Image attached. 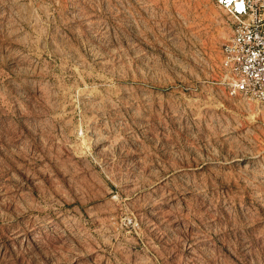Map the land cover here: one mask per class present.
Wrapping results in <instances>:
<instances>
[{"label":"rangeland","instance_id":"1","mask_svg":"<svg viewBox=\"0 0 264 264\" xmlns=\"http://www.w3.org/2000/svg\"><path fill=\"white\" fill-rule=\"evenodd\" d=\"M233 20L0 0V264H264V108L222 79Z\"/></svg>","mask_w":264,"mask_h":264},{"label":"built area","instance_id":"2","mask_svg":"<svg viewBox=\"0 0 264 264\" xmlns=\"http://www.w3.org/2000/svg\"><path fill=\"white\" fill-rule=\"evenodd\" d=\"M219 3L234 19L219 49L222 79L232 89L231 94L264 108V0ZM128 223H133L131 218Z\"/></svg>","mask_w":264,"mask_h":264},{"label":"bare ground","instance_id":"3","mask_svg":"<svg viewBox=\"0 0 264 264\" xmlns=\"http://www.w3.org/2000/svg\"><path fill=\"white\" fill-rule=\"evenodd\" d=\"M218 2H219V0H218Z\"/></svg>","mask_w":264,"mask_h":264}]
</instances>
